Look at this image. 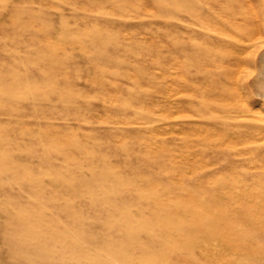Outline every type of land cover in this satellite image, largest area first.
<instances>
[{
  "label": "rangeland",
  "instance_id": "1",
  "mask_svg": "<svg viewBox=\"0 0 264 264\" xmlns=\"http://www.w3.org/2000/svg\"><path fill=\"white\" fill-rule=\"evenodd\" d=\"M263 113L264 0H0V264H264Z\"/></svg>",
  "mask_w": 264,
  "mask_h": 264
},
{
  "label": "bare ground",
  "instance_id": "2",
  "mask_svg": "<svg viewBox=\"0 0 264 264\" xmlns=\"http://www.w3.org/2000/svg\"><path fill=\"white\" fill-rule=\"evenodd\" d=\"M239 43V42H238ZM210 57V56H209ZM196 66V65H195ZM205 66V65H204ZM219 76V75H218ZM219 79V78H218ZM207 84V83H206ZM205 85V84H204ZM207 86V85H206ZM204 87V86H203ZM179 93H180V91H179ZM190 95V94H189ZM188 96V95H187ZM264 114V113H263ZM262 129V128H261ZM258 130H260V129H258ZM260 132V131H259ZM171 158V157H170ZM220 174V173H219ZM238 176V175H237ZM210 177V176H209ZM150 184V183H149ZM240 198V197H239ZM260 208V207H259ZM261 209V208H260ZM217 211V210H216ZM196 212V211H195ZM210 216V215H209ZM221 218V217H220ZM222 219H223V217H222ZM218 220V219H217ZM221 220V219H220ZM232 220V219H231ZM259 221V220H258ZM211 222V221H210ZM221 222V221H220ZM229 222V221H228ZM233 223V222H232ZM210 225H211V223H210ZM213 225V224H212ZM215 225V224H214ZM220 225V224H219ZM218 225V226H219ZM228 225V224H227ZM230 225V224H229ZM201 227H203V226H201ZM209 227H211V226H209ZM215 227V226H214ZM213 227V228H214ZM225 227V226H224ZM224 229V228H223ZM215 230V229H214ZM222 232V231H221ZM212 235L213 234H215V233H211ZM222 234V233H221ZM220 234V235H221ZM208 235V234H207ZM219 237V236H218ZM222 237H223V234H222ZM221 238V237H220ZM219 238V239H220ZM208 240V239H207ZM224 240H225V242L227 241L228 243H230L231 242V244H230V249L231 250H233V251H235V252H238V251H240L241 250V248L243 247V245H244V243H242L243 242V240L242 239H239V241L236 243H234V244H232V242H233V240L228 236V234H225V236H224ZM181 241V240H180ZM183 241V240H182ZM223 242V241H222ZM167 243V242H166ZM247 245V244H246ZM245 245V246H246ZM250 246V245H249ZM254 246V245H253ZM246 249V248H245ZM252 250V249H251ZM244 252V251H243ZM202 253L204 254V252L202 251ZM253 253V252H252ZM229 253H228V251H226L225 250V253H223V255L221 256V258L223 259V257L226 255V257H227V255H228ZM214 255V254H213ZM204 256V255H203ZM232 256H234V255H232ZM199 257H202L201 255L199 256ZM206 257V259H208V260H210L211 261V256H205ZM216 257V256H215ZM218 257V256H217ZM231 257V256H230ZM229 257V258H230ZM232 258V257H231ZM230 258V259H231ZM216 260V259H215ZM219 260V259H218ZM184 261V260H183ZM215 262V261H214ZM227 262H228V260H227ZM247 262V261H246ZM220 263V262H219ZM222 263H223V261H222ZM222 263H220V264H222ZM185 264V263H184ZM210 264V263H209Z\"/></svg>",
  "mask_w": 264,
  "mask_h": 264
}]
</instances>
